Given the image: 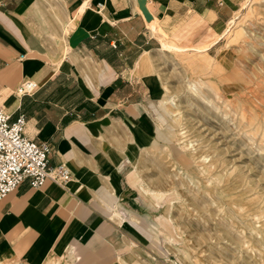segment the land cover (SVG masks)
<instances>
[{
  "label": "crops",
  "instance_id": "1",
  "mask_svg": "<svg viewBox=\"0 0 264 264\" xmlns=\"http://www.w3.org/2000/svg\"><path fill=\"white\" fill-rule=\"evenodd\" d=\"M35 2L0 0V104L10 119L23 114L27 136L52 144L48 164L64 161L71 178L24 181L0 199V262L44 264L57 252L66 262L62 246L68 264L129 260L118 248L145 239L131 219L145 201L129 170L164 140L161 92L143 61L163 32L180 44L209 42L199 40L220 33L240 0H55L66 53L34 27ZM23 79L35 86L19 92Z\"/></svg>",
  "mask_w": 264,
  "mask_h": 264
},
{
  "label": "rangeland",
  "instance_id": "2",
  "mask_svg": "<svg viewBox=\"0 0 264 264\" xmlns=\"http://www.w3.org/2000/svg\"><path fill=\"white\" fill-rule=\"evenodd\" d=\"M36 1L34 27L63 53L64 12L55 0ZM229 20L199 40L215 41L204 53L163 32L161 50L146 55L164 140L135 164L145 204L131 219L145 239L118 248L129 260L116 264H264V0H240Z\"/></svg>",
  "mask_w": 264,
  "mask_h": 264
},
{
  "label": "built area",
  "instance_id": "3",
  "mask_svg": "<svg viewBox=\"0 0 264 264\" xmlns=\"http://www.w3.org/2000/svg\"><path fill=\"white\" fill-rule=\"evenodd\" d=\"M34 86L32 80L23 79L17 90L27 92ZM24 122L22 113L10 119L0 104V199L24 181L30 187H39L46 182L64 186L71 178V170L64 161L48 164L47 155L52 144L27 136L23 130Z\"/></svg>",
  "mask_w": 264,
  "mask_h": 264
},
{
  "label": "bare ground",
  "instance_id": "4",
  "mask_svg": "<svg viewBox=\"0 0 264 264\" xmlns=\"http://www.w3.org/2000/svg\"><path fill=\"white\" fill-rule=\"evenodd\" d=\"M85 5V4H84ZM236 16H234V17H232L229 21H228V23H227V27L225 28V30H224V33H222L223 34V36L224 35H226L227 33L229 34L232 30H233V27H234V25H235V23H236ZM153 22V21H152ZM151 22V23H152ZM215 41H209V42H207V43H205V44H202V46L200 45V47L199 48H196V49H190V51H192V50H194V51H196L197 53H201V52H205L208 48H209V46H211L213 43H214ZM161 44H162V48H163V50H172V51H179V52H181V51H183V52H185V51H187V50H185L184 49V47H182V46H180V45H178V44H176V43H170V42H165V41H161ZM64 53H66V50L65 51H63ZM149 58H145L144 59V61H143V64L144 65H147L148 64V62H149V60H148ZM20 92V91H19ZM170 99V98H169ZM169 99L166 101V102H170L169 101ZM179 134H181L182 136H183V134H184V132H179ZM184 137V136H183ZM183 149H184V151L185 150H187L188 149V145L187 144H185L184 146H183ZM190 155H191V158L193 157V152H191L190 151ZM195 162H197L196 160H195V158H194V163ZM200 168V165H198V169ZM202 171H203V169H202ZM129 177H130V181H132V185L134 186V187H136V189H138V190H140V186L138 185V181H139V177H138V175H137V172H136V170H135V167H133L131 170H130V172H129ZM142 182V181H141ZM147 187V186H146ZM145 188V187H144ZM148 189V188H147ZM146 191V190H145ZM157 192V191H156ZM156 207H158V205L157 204H155V206H151V208H156ZM114 214H115V216L119 219V222L118 223H121L122 222V220H123V218L120 216V213L119 212H117V211H115L114 212ZM160 220H162L163 218H159ZM136 221V220H135ZM163 221H164V219H163ZM63 255H65V257L67 258V260L68 261H66V262H63V258H61V257H59V255H57V254H55V255H50V256H48L47 257V260L44 262V264H68L69 263V261L70 260H72V257H70V255H69V252H70V249L68 248H65L64 250H63V246L61 247V249L59 250ZM0 264H2L1 262H0Z\"/></svg>",
  "mask_w": 264,
  "mask_h": 264
}]
</instances>
